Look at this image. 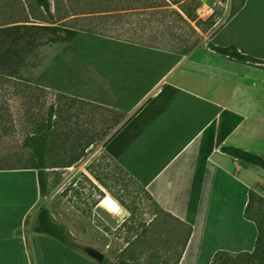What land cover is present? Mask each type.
I'll return each mask as SVG.
<instances>
[{
  "label": "crops",
  "instance_id": "1",
  "mask_svg": "<svg viewBox=\"0 0 264 264\" xmlns=\"http://www.w3.org/2000/svg\"><path fill=\"white\" fill-rule=\"evenodd\" d=\"M231 13L232 5L217 37ZM98 37L46 43L51 55L28 79L29 137L46 147L51 189L41 199L37 170H0V264H86L33 232L44 204L77 243L110 260L219 264L252 252L264 170L221 148L264 154V78L250 73L263 65L208 44L183 53ZM105 166L115 169L114 184L102 182ZM20 174H31L30 197L21 184L5 190L3 177Z\"/></svg>",
  "mask_w": 264,
  "mask_h": 264
},
{
  "label": "rangeland",
  "instance_id": "2",
  "mask_svg": "<svg viewBox=\"0 0 264 264\" xmlns=\"http://www.w3.org/2000/svg\"><path fill=\"white\" fill-rule=\"evenodd\" d=\"M50 2L53 16L47 15L42 8L36 5L35 0H0V25L17 21L20 16L28 14L31 22L61 24L106 36L175 47L184 51L200 44H208L217 37L229 22L233 0H188L171 6H168L164 0H50ZM263 8L264 4H261L259 0H251L244 14L221 32L216 43L220 45L229 42L242 44L245 41L254 40L250 38V35L247 38L243 34L250 24L252 25L251 31L264 30V22L262 23L264 14L260 15L261 18L257 22L254 21ZM185 11L195 15L197 20L192 21ZM213 13H215L216 24L209 29L205 21ZM197 21L200 22L197 24ZM48 38L49 36H45L43 41ZM255 42L258 44V40ZM50 55L51 51L42 48L32 53L27 66L22 70V77L28 79L34 77L40 71L36 66L42 65L45 57H50ZM250 73L256 79L264 78V68L251 67ZM27 94L28 82L0 76L1 110L3 114H9V117L4 116L0 119V168H19L14 171L21 172L31 170L22 169L30 163L31 150L24 146V141L33 129V125L29 126L27 115ZM259 102L263 107L264 100H259ZM257 119V115L252 116L250 121L255 122ZM102 173L106 179L102 181L105 185H108V182L112 184L117 182L118 176L115 169L105 166ZM30 176L31 174H20L3 177L5 190L21 184L28 189L27 197H30L33 193ZM263 221L261 209L257 223L262 225ZM51 241L57 250H67L66 246L56 240L51 239ZM82 245L83 250L77 254L84 263L97 264L87 254L89 245ZM116 262L108 259L105 254L102 264H115ZM263 262L264 258L261 259L256 253L251 254L245 251L225 264H263ZM79 263L78 260L75 262L71 260L67 264ZM31 264H37V261L32 259Z\"/></svg>",
  "mask_w": 264,
  "mask_h": 264
},
{
  "label": "trees",
  "instance_id": "3",
  "mask_svg": "<svg viewBox=\"0 0 264 264\" xmlns=\"http://www.w3.org/2000/svg\"><path fill=\"white\" fill-rule=\"evenodd\" d=\"M168 6L178 5L183 1L188 0H164ZM261 4H264V0H259ZM36 5L44 10V12L53 16L52 7L50 0H35ZM251 0H233L231 18L233 21H237L244 12L248 9ZM262 12L258 13V17L254 18V21H258L263 15ZM186 15L192 20H197V17L185 11ZM29 15H22L17 21L11 23H5L0 25V76L7 78L22 79L28 82V78L22 77V70L27 66L28 59L32 53L42 48L48 42H71L77 45V41L74 39V35H97L91 32L82 30H75L70 27H66L61 24L53 23H42V22H31ZM200 21H197V24ZM209 25V29L216 24L215 13L211 14L210 17L205 21ZM233 22V23H234ZM264 17L262 18V23ZM252 25L247 26V30L243 34L245 37L253 38L251 42H243L242 44H236L229 42L223 45H219L212 39L208 43V47L229 59L241 62V63H255L261 64L264 68V33L262 31L254 32L251 31ZM264 29V28H263ZM45 36H49L48 40L43 41ZM244 37V38H245ZM251 40V39H250ZM258 40V44H255ZM140 43V42H138ZM186 49L183 53H187L191 50ZM75 50V49H73ZM9 114H3L0 105V119ZM239 120L231 125L223 134L218 136L217 144H222L226 136L237 126ZM24 146L31 150L30 163L22 169H34L37 170L38 183L41 199L45 198L50 192L51 186L48 179L47 173V162L45 159L46 147L43 143L42 138L26 137ZM221 151L231 158L239 160L243 165L258 166L264 170V154L252 153L234 146H222ZM19 168H0V170H16ZM262 209V216L264 220V199L260 198V210ZM263 225V226H262ZM262 225L258 224V237L256 239L254 249L251 254L256 253L261 259L264 258V221ZM33 232L35 234L46 235L62 245L68 247L71 250L80 252L83 250V245L77 243L74 236L70 233L68 228L56 221L50 211V209L44 204L38 212L36 221L33 225ZM229 260L219 261V264H225ZM216 262V261H215ZM105 263V262H104ZM115 264H132L126 260H118ZM215 264V263H214ZM264 264V262H263Z\"/></svg>",
  "mask_w": 264,
  "mask_h": 264
},
{
  "label": "water",
  "instance_id": "4",
  "mask_svg": "<svg viewBox=\"0 0 264 264\" xmlns=\"http://www.w3.org/2000/svg\"><path fill=\"white\" fill-rule=\"evenodd\" d=\"M87 254L93 258L97 264H102L105 259L104 252L91 245L87 246Z\"/></svg>",
  "mask_w": 264,
  "mask_h": 264
},
{
  "label": "bare ground",
  "instance_id": "5",
  "mask_svg": "<svg viewBox=\"0 0 264 264\" xmlns=\"http://www.w3.org/2000/svg\"><path fill=\"white\" fill-rule=\"evenodd\" d=\"M106 203H111V201L109 199H107V202ZM113 204V203H112Z\"/></svg>",
  "mask_w": 264,
  "mask_h": 264
}]
</instances>
